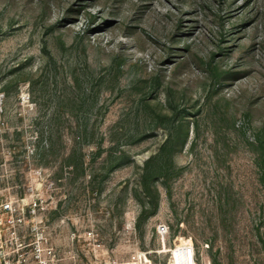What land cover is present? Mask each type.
I'll return each mask as SVG.
<instances>
[{
  "label": "rangeland",
  "instance_id": "1",
  "mask_svg": "<svg viewBox=\"0 0 264 264\" xmlns=\"http://www.w3.org/2000/svg\"><path fill=\"white\" fill-rule=\"evenodd\" d=\"M33 199L59 264H264V0H0V201Z\"/></svg>",
  "mask_w": 264,
  "mask_h": 264
},
{
  "label": "built area",
  "instance_id": "2",
  "mask_svg": "<svg viewBox=\"0 0 264 264\" xmlns=\"http://www.w3.org/2000/svg\"><path fill=\"white\" fill-rule=\"evenodd\" d=\"M20 204L0 201V264H59L58 250L45 228L50 219L43 214L45 208L37 199L26 207ZM156 230L167 232V226L159 223ZM72 236L76 237L74 232ZM186 245L194 259L192 244ZM148 264L152 262L148 260Z\"/></svg>",
  "mask_w": 264,
  "mask_h": 264
},
{
  "label": "trees",
  "instance_id": "3",
  "mask_svg": "<svg viewBox=\"0 0 264 264\" xmlns=\"http://www.w3.org/2000/svg\"><path fill=\"white\" fill-rule=\"evenodd\" d=\"M162 149H163V148H162ZM153 159H154V157H153ZM151 161H152V160H151ZM151 161H150V163H152ZM148 164H149V163H148ZM145 174H146V176H148V177H149V176H152V175L155 174V170H154V169L147 170Z\"/></svg>",
  "mask_w": 264,
  "mask_h": 264
}]
</instances>
